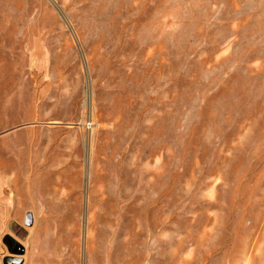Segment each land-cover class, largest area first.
I'll list each match as a JSON object with an SVG mask.
<instances>
[{
  "label": "rangeland",
  "instance_id": "1",
  "mask_svg": "<svg viewBox=\"0 0 264 264\" xmlns=\"http://www.w3.org/2000/svg\"><path fill=\"white\" fill-rule=\"evenodd\" d=\"M0 264H264V0H0Z\"/></svg>",
  "mask_w": 264,
  "mask_h": 264
},
{
  "label": "bare ground",
  "instance_id": "2",
  "mask_svg": "<svg viewBox=\"0 0 264 264\" xmlns=\"http://www.w3.org/2000/svg\"><path fill=\"white\" fill-rule=\"evenodd\" d=\"M12 168V167H11ZM16 168V167H15ZM12 169H14V168H12ZM7 170V169H6ZM15 170V169H14ZM8 171V170H7ZM16 176V175H15ZM98 182V181H97ZM13 184V183H12ZM94 186V185H93ZM51 187H52V185H51ZM99 189V188H98ZM92 192V191H91ZM39 194V193H38ZM123 195V194H122ZM124 196V195H123ZM45 197V199H46V196H44ZM117 199H118V196H117ZM122 199V198H121ZM124 199V198H123ZM122 199V200H123ZM42 200V199H41ZM14 202L16 201V199H14L13 200ZM26 201H28V199L26 200ZM23 202V201H22ZM50 202V201H49ZM52 202V201H51ZM118 202V201H117ZM92 204V203H91ZM117 205V204H116ZM27 206V205H26ZM25 206V207H26ZM118 206V205H117ZM122 208V207H121ZM96 210V209H95ZM124 211V210H123ZM106 212H108V211H106ZM95 214V213H94ZM126 214V213H125ZM137 214V213H136ZM133 216H135V214L133 215ZM132 217V216H131ZM123 219V218H122ZM135 219V218H134ZM120 220V219H119ZM128 221V220H127ZM116 223V222H115ZM119 224V223H118ZM91 226V225H90ZM119 226V225H118ZM126 226V225H125ZM118 228V227H117ZM124 230H125V228H124Z\"/></svg>",
  "mask_w": 264,
  "mask_h": 264
}]
</instances>
